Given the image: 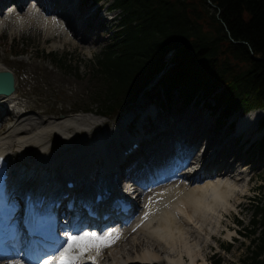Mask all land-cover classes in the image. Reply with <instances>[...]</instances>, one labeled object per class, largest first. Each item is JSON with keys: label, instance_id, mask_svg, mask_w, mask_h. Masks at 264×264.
Instances as JSON below:
<instances>
[{"label": "bare ground", "instance_id": "obj_1", "mask_svg": "<svg viewBox=\"0 0 264 264\" xmlns=\"http://www.w3.org/2000/svg\"><path fill=\"white\" fill-rule=\"evenodd\" d=\"M8 1L10 0H0V9ZM12 1L17 4V10L20 8L21 11L12 10L5 16L0 15V27L6 23H12L17 28H23L26 24L36 23L43 29L44 38L53 40L52 45H58L57 40L60 43L66 41L74 43L76 39H79L80 43L87 42L85 37L93 35L95 27L103 23L101 16H95L94 12L97 11H90V14L82 21L73 22L78 14L77 9L81 6L67 5L69 0H36L43 10L46 9V14L48 12L46 17L38 15V12L31 7L24 11L28 4L27 0ZM68 6L74 9L69 12ZM91 15L97 18L96 23L92 20L94 25L92 31L82 35L84 33H80V27L89 20ZM55 16H58L60 20L65 18V22H59ZM79 33L82 36L78 37ZM5 69L10 70L15 77V70L7 63L0 61V70ZM22 95L17 83L12 92L0 94V105L5 106L0 110V173L4 175L5 187H11V184L15 182L18 185V191L28 188L36 176L37 168H42L37 166L39 156L42 160L50 157L51 154L61 155L62 160L70 159L82 147L84 140L81 137L90 136L91 131L82 134L85 132L84 129L89 130L99 124L94 113L56 116L40 114L37 111L38 115H36V112L32 113L31 108L25 105ZM258 114V111L249 109L240 116L237 128L239 132L241 127H245L243 134H239L243 137V141H247L246 138L253 135L254 122ZM135 116L136 112L131 117ZM223 133L224 131L212 133L211 116L192 107L183 109V112L178 115L165 113L159 117L156 113L150 125H146L141 118L134 134L138 148L130 155H124L127 156L125 158L114 154L106 158L107 164H101L102 162L99 161L101 166L93 165L90 172L93 179L91 189L101 190L104 185L102 181L108 184L110 182L102 177L103 180L96 179L97 174L103 173L105 177L106 174L111 173V166L124 164L122 180L126 181L127 177L130 178L131 181L125 185L126 192L135 200L131 213L128 216H122L123 223L127 220L128 223L109 225L104 230L93 225H80L77 228L71 226L67 229L73 234L93 228H95L94 232L101 234L106 233L107 229L119 234V239L115 240L111 247L104 248L99 255L93 253L100 264H211L204 250L209 247L208 239H211V233L220 232V228L217 227L219 221L222 218L229 219L227 213L235 208L240 195L249 190V181L246 179L249 176V170L246 166L231 173L232 169L239 166L246 158V155L242 154L243 151L239 153L236 151L238 146L235 144L239 137L235 132L231 135ZM204 139L207 140L203 150L205 161L202 162L198 171L185 175L187 178H177L176 180L181 183L169 185L165 183L147 188L149 184L154 183L159 170L168 166L170 157L181 148V145L189 150L184 156L187 159ZM213 141L218 144L211 152ZM66 145V149L62 151L61 146ZM139 153L141 156H136ZM229 155L234 156L233 162L227 158ZM83 157H86L85 154L81 156ZM94 159L98 160L95 157ZM87 164L92 163L87 162ZM54 165L57 166V164L51 166ZM48 169L50 168L44 167L46 173L39 172L40 175L48 176L46 175ZM184 179L190 180L186 183ZM24 180H26L25 183ZM76 180L83 184L80 175ZM142 180L143 183H141ZM86 192L88 190L85 186V190L79 189L78 194L87 197ZM74 197H78L77 192ZM140 201H144V206L140 205ZM76 210L80 211V208L77 206ZM142 211L145 214L137 218ZM57 212L59 216L65 214L61 210ZM211 212L216 214L213 220L209 218ZM90 220L96 224L94 219ZM135 220L134 226H131ZM205 221L208 222L204 224ZM212 221H215L213 231H211ZM114 226L118 229H112ZM225 229L224 235L229 236L231 230ZM191 232L197 237H202V243H198L196 239L189 240L188 236ZM201 233L205 235L202 236ZM16 263L17 260H0V264Z\"/></svg>", "mask_w": 264, "mask_h": 264}, {"label": "trees", "instance_id": "obj_2", "mask_svg": "<svg viewBox=\"0 0 264 264\" xmlns=\"http://www.w3.org/2000/svg\"><path fill=\"white\" fill-rule=\"evenodd\" d=\"M111 6L121 12L119 31L90 60L101 79L102 114L147 94L154 79L156 95L163 92L168 102L178 88L184 99L212 94L225 114L264 106V0H112Z\"/></svg>", "mask_w": 264, "mask_h": 264}, {"label": "rangeland", "instance_id": "obj_3", "mask_svg": "<svg viewBox=\"0 0 264 264\" xmlns=\"http://www.w3.org/2000/svg\"><path fill=\"white\" fill-rule=\"evenodd\" d=\"M106 1L111 5L112 0ZM106 7L107 4L101 7L100 11L94 12L95 16L102 17L103 23L95 27L93 35L85 37L87 42L82 43L79 39H76L74 43L71 41L60 43L57 40L58 45H52L53 40L45 39L43 29L36 23L26 24L23 28H17L12 23H6L0 27V61L7 63L17 72V87L24 98H28L27 105L31 108L32 113L38 111L40 114L56 116L94 113L99 124L89 130L84 129L83 135L87 131H91L89 135L94 134V130L98 127L101 129L110 128L117 115L116 111L111 112L108 116L99 113L101 111L96 93L99 88L98 81L101 79L90 61L104 49L106 44L114 41V31L116 29L119 31L120 28V9L113 8L112 11H107ZM81 8L86 11L94 10L92 5L84 3V1L81 2ZM26 10L27 7L24 11ZM0 14L5 15L4 12ZM96 19H89L81 25L80 33H84L82 35L90 33L94 26L92 20L96 23ZM80 33L77 34L78 37L82 36ZM50 54L57 55L56 57L61 58L63 63L56 58L53 59ZM169 56L170 53L166 54L167 58ZM149 87L148 85L147 89ZM148 93L155 95L156 90L150 89ZM160 94L162 98L165 97L163 92ZM172 94L171 103L174 104V107L170 114L178 115L183 112V109L191 106L192 109L197 107H193L194 103L184 105L182 92L178 88H175ZM148 99L149 97L142 93L134 102L128 103L122 108L118 107L122 111L126 110L125 112H128L127 110L137 112L139 109L142 111L146 109L144 104ZM204 102L205 105L198 106V108L207 113L210 110L211 102H207L206 99ZM259 106L261 107L251 104L248 107L264 112V107ZM220 130L221 128L217 131ZM260 132V129H257L254 136ZM81 139L85 141L87 137L84 136ZM256 145L258 144L256 143ZM262 156L263 154L257 157V155L248 152L247 157L253 161L252 172L257 173V176L249 181L248 192L240 195L239 203L227 213L229 219L222 218L219 223L217 222L220 232L218 234L211 233L212 237L208 239L209 247L204 249L211 264H258L259 261H264V247L260 248L263 242L262 236L264 238V158ZM214 215L216 214L211 212L209 218L215 219ZM253 218H255L254 223L251 222ZM207 222L205 221L204 224ZM214 227L215 221H212L211 231ZM225 228L231 230L230 235L236 232L238 238L233 236L230 238V235L225 236ZM202 231L205 232L204 229ZM201 235L203 236L205 233H201ZM194 236L195 238H192ZM188 239H192V241L196 239L198 243H202V237H197L192 232L189 233Z\"/></svg>", "mask_w": 264, "mask_h": 264}, {"label": "snow or ice", "instance_id": "obj_4", "mask_svg": "<svg viewBox=\"0 0 264 264\" xmlns=\"http://www.w3.org/2000/svg\"><path fill=\"white\" fill-rule=\"evenodd\" d=\"M119 239V234L112 231L97 233L81 231L66 233L61 248L52 255L41 259L40 264H95L96 256Z\"/></svg>", "mask_w": 264, "mask_h": 264}, {"label": "water", "instance_id": "obj_5", "mask_svg": "<svg viewBox=\"0 0 264 264\" xmlns=\"http://www.w3.org/2000/svg\"><path fill=\"white\" fill-rule=\"evenodd\" d=\"M14 89V78L9 70L0 71V93H10Z\"/></svg>", "mask_w": 264, "mask_h": 264}]
</instances>
